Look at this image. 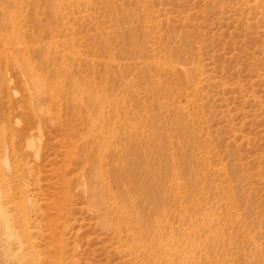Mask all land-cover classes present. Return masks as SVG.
<instances>
[{
  "label": "rangeland",
  "instance_id": "obj_1",
  "mask_svg": "<svg viewBox=\"0 0 264 264\" xmlns=\"http://www.w3.org/2000/svg\"><path fill=\"white\" fill-rule=\"evenodd\" d=\"M0 80L1 200L27 187L37 254L0 237V264H141L114 200L157 264H264V0H0Z\"/></svg>",
  "mask_w": 264,
  "mask_h": 264
},
{
  "label": "bare ground",
  "instance_id": "obj_2",
  "mask_svg": "<svg viewBox=\"0 0 264 264\" xmlns=\"http://www.w3.org/2000/svg\"><path fill=\"white\" fill-rule=\"evenodd\" d=\"M27 76L29 77V75H27ZM22 77H24V76H22ZM24 81H26V80H24ZM30 86L32 87V85H30ZM15 94H17V93H15ZM22 97L23 96L20 92V97H19L18 101H19V104H20L19 106H20L21 110L19 112L23 113L22 114L23 116L25 114L26 119L24 121L13 120V112H12V108H11L12 107L11 105H13V104H11V105H8L7 108L4 110L2 121H3L4 129L6 128L10 131L9 132L11 134L10 137H13V138L16 137L17 138V143H18V149L17 150L20 153V156L24 157L28 153V149H26V147H28L29 139L32 136L31 130L34 127L35 119L33 118L32 111L29 110L28 108H26V105L23 104V98ZM67 98L69 100H74V99L76 100L77 95L71 94L70 96H67ZM31 100H32V98H31ZM17 104H18V102H17ZM31 104H32V102H31ZM16 108H18L17 105L15 106V109ZM87 111H89V108L87 109ZM13 122L17 123V127H15V128L13 127V125H12ZM0 127L2 128L1 125H0ZM91 135L92 134H89V135H87V137L85 135L84 137L89 138ZM32 145H34V144H32ZM29 147H31V146L29 145ZM32 148H34V146H32ZM107 152L109 153L110 151L107 150ZM86 155H87L86 158H90V157H93V155H96L99 159L98 165H99V168H100L102 174L109 175L110 167H109V165L106 166V162L104 160L106 158V156L102 151L95 149V148L87 149ZM21 165H23V164H21ZM23 167H24V165H23ZM104 170L106 171V173ZM99 177H100V175H99ZM2 179H4V180L2 181ZM100 180H102V177ZM6 184H7L6 179L1 178L0 179V237H6V236L11 237L12 241L15 243L14 246H15L16 251H17V254L14 255L15 258L19 257L18 259H21L23 256L28 255V256H30V260L32 262H34L37 260V254L34 250L33 243L30 241V238H29L30 235H29L28 225H27V215L24 212V207L26 204L25 203L26 202L25 197L28 195V189L26 186H23V184L19 185L18 192L23 194V196H21L22 198L18 203L11 202L12 206L10 208V206L6 205L9 202H3L1 200L2 197L8 196V186ZM110 189H111V187H110ZM106 191L107 192L110 191L109 185L107 186ZM110 192H112V190ZM108 194H110V193H108ZM132 204H133L132 201L127 202V204H123V203L117 204V201L114 200L113 201V211H112L113 221L114 222L121 221L122 224L124 225V229L136 230L137 239L142 243L143 247L146 250V255L143 256L141 264H157V261H158V260L156 261L157 256L155 254L151 253L149 250L150 243L152 242V239H153L156 231L154 232V228H152V227H144V229L142 231L138 232L137 228L140 227V220L134 219L133 217H131V215L129 213V207ZM14 207L16 208V213L10 214V211L12 209H14ZM14 221H18V223H19L18 226H16V228L13 225ZM130 233H133V232H130ZM204 234L216 237V231H212V228L207 229L206 232H204ZM22 237H24V239H22ZM147 237H150V239H148V241H147ZM185 239L188 240V242L190 244H192V239L190 238V236L187 235L185 237ZM9 242H11V241L9 240ZM169 255H170V253H169ZM190 255H191V257H195V255H192V253ZM201 258L197 257L198 260Z\"/></svg>",
  "mask_w": 264,
  "mask_h": 264
}]
</instances>
